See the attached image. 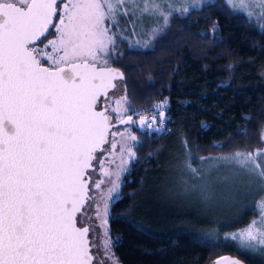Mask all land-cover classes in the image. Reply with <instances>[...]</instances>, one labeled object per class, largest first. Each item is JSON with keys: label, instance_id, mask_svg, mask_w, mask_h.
<instances>
[{"label": "snow or ice", "instance_id": "1", "mask_svg": "<svg viewBox=\"0 0 264 264\" xmlns=\"http://www.w3.org/2000/svg\"><path fill=\"white\" fill-rule=\"evenodd\" d=\"M142 2L143 7L137 0H67L59 24H53V17L60 14L58 0H0V264H93L96 259L90 252L92 229L87 215L96 197L89 193L87 169L97 160L105 177L115 176L100 197L107 225L108 200L118 194L120 173L136 159L134 145L128 141L138 143L128 128L111 133L113 138H121L111 142L113 156L120 145V164L114 172L103 167L104 161L96 156L98 151H108L103 146L110 143L112 127L108 110H97L100 97L108 96L109 89L119 91L120 85L113 81L124 80L123 73L108 66L116 49L115 37L120 35V20L129 15L135 19L144 13L159 14L166 26L172 15L171 11L165 14L156 0ZM252 2L225 0L231 11L245 14L249 20L255 18L264 27V0H258V10H250ZM175 11L187 14L189 8ZM49 25L58 35L47 41L44 47L50 46L52 51L45 52L36 42L43 43L40 38H46ZM148 43L144 41L145 46ZM41 58L51 66H43ZM115 103L112 111L119 123H137L132 116L124 118L130 110L126 95ZM138 123L156 132L165 130L163 112L159 113L161 127L154 128L155 116L149 122L141 115ZM185 155L184 169L194 180L204 181L193 184L191 190H198L204 199H210L205 177L222 163L257 177L264 190V167L258 162L264 157V147L202 156L199 167L192 166L190 152ZM104 183L92 178L96 189ZM256 203L259 222L251 221L226 238L237 241L241 248L264 251V196ZM112 243L105 240V255L119 264L111 253Z\"/></svg>", "mask_w": 264, "mask_h": 264}, {"label": "trees", "instance_id": "2", "mask_svg": "<svg viewBox=\"0 0 264 264\" xmlns=\"http://www.w3.org/2000/svg\"><path fill=\"white\" fill-rule=\"evenodd\" d=\"M161 29L147 46L117 38L109 59L108 65L124 75L118 85L130 106L125 116L157 100L166 102L164 131L131 130L138 140L131 142L136 159L128 162L106 217L111 253L119 264H210L224 253L246 264H264V252L239 251L232 242L185 231L149 232L131 221V193L161 142L183 137L198 155L250 151L261 145L264 127V29L223 0L172 13ZM51 34L52 28L46 38Z\"/></svg>", "mask_w": 264, "mask_h": 264}, {"label": "rangeland", "instance_id": "3", "mask_svg": "<svg viewBox=\"0 0 264 264\" xmlns=\"http://www.w3.org/2000/svg\"><path fill=\"white\" fill-rule=\"evenodd\" d=\"M207 1L210 0H200L196 4L193 3V0H156V3L167 14L169 11L171 13H181L175 11L177 8H197ZM223 1L225 2V0ZM66 2L67 0L58 2L60 14L55 16L53 24H59V20L63 14V4ZM137 3L139 7H143L142 0H137ZM258 9V0H253L250 4V10ZM242 15L247 18L245 14ZM249 21L256 29H264V27L260 26L261 22H258L257 19L253 18ZM162 25H164L163 16L159 14L149 15L148 13H144L135 19L129 15L127 18H121L120 35L115 37V39L121 38L134 44H142L145 40H149L154 34L158 33ZM51 28L52 34L43 43L36 44L39 49L45 52L52 51L50 46L47 48L44 47L47 41L58 35L55 28L53 26ZM112 31L115 32L117 29L113 28ZM110 47L111 45L109 49ZM41 61H44L46 66H51L47 60L41 58ZM111 94L115 100L122 96L120 89L119 91L114 90L105 99L106 103L108 98L111 97ZM162 102L165 101L157 100L147 109L131 113L129 116H132V119L137 122L136 124L123 125L121 126L122 128L110 131L108 138L110 146H108V151L103 159V167L114 172L120 164V159L118 158L120 145L119 143L117 144L115 150L116 155L113 156L111 142L113 139L120 141L121 138L119 135L113 138L111 133L123 132L125 128H128L131 132L133 127L139 131H155L154 129H147L146 127L141 128L138 121L141 115L145 116L149 122L155 116L156 123L154 128L161 127L159 124V113L163 112L165 119L166 106L165 102L163 107H159ZM115 107L116 103L114 102L113 108ZM116 117L117 113L115 112ZM262 132H264V127L260 131L261 145L250 151L264 147V141L261 140ZM131 142L128 141L130 144ZM185 142L186 140L183 137L172 136L161 142L155 149L153 153V164L142 171L138 188L131 193L134 204L131 221L136 226L149 232H154L156 229H160L161 231H185L201 239H220L219 241L232 242L239 251L264 252L241 248L237 241L226 238L230 234L246 228L251 221L256 220L259 222L260 215L256 202L264 196V190L261 189L259 179L249 175L236 165L222 163L205 177V181L210 188V199H204L198 190H191L193 184L199 185L204 183V181L194 180L191 174L184 169L185 154L190 152L192 166L199 167L200 157L202 156H221L234 152L235 150L210 155H198ZM109 161L112 162L109 163ZM258 162L264 167V157H259ZM96 169L95 180L97 182L104 180L105 183L101 185L100 189H96L92 186V180L90 182V195L96 197V203L92 204V207L88 210L91 217L90 225L92 230L90 234L92 236V242L95 245L93 252L99 263L113 264V261L107 259L105 255V240L108 239V236H105L106 225L103 223V219L105 218L104 204L100 197L111 187L109 181L114 180L115 176L105 177L101 172V164L96 166ZM123 173L124 171L120 173L119 181ZM115 196L116 193H113L112 198L108 200V207ZM97 211H99V216L97 215ZM93 234L95 235L94 239Z\"/></svg>", "mask_w": 264, "mask_h": 264}, {"label": "water", "instance_id": "4", "mask_svg": "<svg viewBox=\"0 0 264 264\" xmlns=\"http://www.w3.org/2000/svg\"><path fill=\"white\" fill-rule=\"evenodd\" d=\"M60 0H58V2H59ZM54 18H55V16L53 17V22H54ZM52 27V25H49V29ZM42 38V37H41ZM31 46V45H30ZM42 64V63H41ZM43 66H46V65H44V64H42ZM109 66V65H108ZM46 67H48V66H46ZM109 67H111V68H113V69H116V70H119L121 73H122V71L119 69V68H117V67H114V66H109ZM124 76V75H123ZM114 83H116V84H118L119 82H120V80H116V81H113ZM114 89H109V92H108V96L110 95V93L113 91ZM108 96H101L100 97V100H99V103H98V106H97V110L98 111H100V110H104V109H107L108 110V107H107V103H106V101H105V99L108 97ZM108 114L111 116V114L109 113V111H108ZM112 117V116H111ZM124 118H127V116H125ZM123 125H125V124H121V123H119V120H116V121H113L112 120V127L109 129V133H110V131H111V129L112 128H115V127H117V126H123ZM109 138V137H108ZM105 146H106V144L103 146L104 148H105ZM100 152H102V151H98L97 153H96V156L100 153ZM95 161V160H94ZM94 161L92 162V167L91 168H89V169H87V175H86V179H88L89 180V185H90V177H89V172L93 169V164H94ZM89 193H90V190H89ZM86 207H87V205H86ZM78 215V217H79V213L77 214ZM78 226H80V225H78ZM85 226H88V224H86ZM91 231V230H90ZM91 233V232H90ZM89 233V241H90V252L95 256V254H94V252H93V247H92V245H93V242H92V236H91V234ZM96 257V256H95ZM236 261L237 262V264H246L242 259H240L239 257H237V256H235V255H232V254H229V253H224V254H221V255H218V256H216L212 261H211V263L210 264H216V262L217 261H219V264H227V262L228 261ZM93 264H101V263H99L98 262V260H97V258L93 261Z\"/></svg>", "mask_w": 264, "mask_h": 264}, {"label": "flooded vegetation", "instance_id": "5", "mask_svg": "<svg viewBox=\"0 0 264 264\" xmlns=\"http://www.w3.org/2000/svg\"><path fill=\"white\" fill-rule=\"evenodd\" d=\"M60 1H61V0H60ZM60 1H59V2H60ZM54 20H55V18H54ZM42 64H44V63H42ZM45 64H46V63H45ZM45 64H44V65H45ZM114 90H116V89H114ZM114 102H115V98H114V96L111 94V99L108 98V101H107V107H108V111H109V113H110L111 116H112V120H113V121H116V120H118V119L115 118V112L112 111V108H113V104H114ZM109 106H110V107H109ZM124 117H125V115H124ZM119 128H122V127H121V126H117V127H115V128H112L111 131H112V130H117V129H119ZM109 142H110V141H109ZM108 146H110V143H107L104 149H107V150H108ZM106 152H107V151H102L101 153H99V154L97 155V157H99L101 160H103V159L105 158ZM99 164H100V163H99L97 160L94 161L93 169L89 172L90 182H91V180H92L93 177L95 178L96 173H97L96 166H98ZM87 215L90 216V215H89V211H88Z\"/></svg>", "mask_w": 264, "mask_h": 264}]
</instances>
